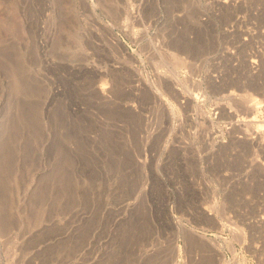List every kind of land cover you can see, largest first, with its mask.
Instances as JSON below:
<instances>
[{
    "label": "rangeland",
    "instance_id": "1",
    "mask_svg": "<svg viewBox=\"0 0 264 264\" xmlns=\"http://www.w3.org/2000/svg\"><path fill=\"white\" fill-rule=\"evenodd\" d=\"M261 141L264 0H0V264H264Z\"/></svg>",
    "mask_w": 264,
    "mask_h": 264
},
{
    "label": "bare ground",
    "instance_id": "2",
    "mask_svg": "<svg viewBox=\"0 0 264 264\" xmlns=\"http://www.w3.org/2000/svg\"><path fill=\"white\" fill-rule=\"evenodd\" d=\"M40 1H41V0H40ZM43 6H44V5H43ZM133 6H134V5H133ZM135 8H136V7H135ZM135 10H136V9H135ZM130 12H131V11H130ZM135 12H136V11H135ZM131 13H132V12H131ZM127 17H128V16H127ZM127 17H126V18H127ZM124 24H125V23H124ZM125 25H126V24H125ZM170 39H171V38H170ZM170 39H169V40H170ZM163 43H164V42H163ZM183 43H184V42H183ZM170 44H171V42H170ZM196 44H198V43H196ZM179 45H180V44H179ZM198 45H199V44H198ZM200 45H201V44H200ZM180 46H181V45H180ZM190 46H191V45H190ZM148 48H149V47H148ZM150 48H151V47H150ZM153 48H154V47H153ZM176 48H177V47H176ZM192 49H193V48H192ZM153 50H154V49H152V51H153ZM192 51H193V50H192ZM155 52H156V50H155ZM253 61H254V60H253ZM252 63H253V62H252ZM116 67H117V66H116ZM112 68H113V67H112ZM112 68H111V69H112ZM117 68H118V67H117ZM121 68H122V67H120V69H119L120 72L123 70V69L121 70ZM92 69H93V72H94L95 74H99V73L101 72V70H99L98 67H92ZM117 71H118V70H117ZM122 73H123V72H122ZM117 74H118V77H117V78H119V73H117ZM159 74H160V73H159ZM161 74H162V73H161ZM163 74H164V73H163ZM157 75H158V74H157ZM166 75H167V73H166ZM169 75H170V74H169ZM163 76H165V75H163ZM163 76H161L162 79H161V77H160V80H162V81H163V78H164ZM171 76H172V75H171ZM171 76H168V78H170ZM120 77H121V74H120ZM165 77H167V76H165ZM175 77H176V76L174 75V78H175ZM115 78H116V76H115ZM117 78H116V79H117ZM157 78H158V77H157ZM172 78H173V77H172ZM113 79H114V78H113ZM164 79H165V78H164ZM157 80H158V79H157ZM165 80H166V79H165ZM165 80H164V81H165ZM170 80H171V79H170ZM175 80H178V78L175 79ZM175 80H173V82H174ZM113 81H114V80H113ZM113 81H112V82H113ZM116 81H118V80H116ZM119 82H120V81H119ZM167 82H168V81H167ZM114 83L116 84V82H113V86H114ZM165 83H166V82H165ZM168 83H169V82H168ZM168 83H167V84H168ZM171 83H172V82H171ZM175 83H177V82H175ZM175 83H174V85H175ZM178 83H179V82H178ZM178 83H177V85H178ZM117 84L119 85V83H117ZM180 84H181V83H180ZM85 85H86V84H85ZM111 85H112V84H111ZM118 85H116V86H118ZM137 85H138V84H137ZM171 85H172V84H171ZM89 86H90V85H89ZM139 86H140V85H139ZM139 86H138V87H139ZM141 86H142V85H141ZM141 86H140V89H141ZM166 86H168V85H166ZM87 87H88V86H87ZM107 87H108V86H107ZM129 87H130V86H129ZM170 87H171V86H170ZM173 87L175 88V86H173ZM181 87H182V85H181ZM183 87H184V86H183ZM108 88H109V87H108ZM110 88H111V86H110ZM112 88H114V87H112ZM117 88H118V87H117ZM117 88H116V89H117ZM142 88H143V87H142ZM165 88H166V87H165ZM171 88H172V87H171ZM185 88L187 89V87H185ZM185 88H184V89H185ZM118 89H119V88H118ZM118 89H117L116 91H119ZM121 89H123V88H121ZM121 89H120V90H121ZM132 89H133V88H132ZM172 89H173V88H172ZM179 89H180V88H178L177 90H179ZM184 89H183V91H182L181 89H180V90H181L182 92H185L186 89H185V90H184ZM109 90H110V89H108L107 91L110 92ZM153 90H154V89H153ZM165 90H167V88H166ZM169 90H171V89L169 88ZM169 90H167V91H169ZM177 90H176V91H177ZM187 90H188V89H187ZM105 91H106V87H104L103 85H100V92H101L102 95L105 94ZM116 91H114V92H116ZM144 91H145V90H144ZM199 91H200V90H199ZM97 92H99V91H97ZM108 92L106 93L107 95L109 94ZM111 92L113 93V90H112ZM141 92H142V91H141ZM157 92H158V91H157ZM187 92H189V91H187ZM201 92H202V91H201ZM203 92H204V91H203ZM203 92H202V94H203ZM90 93H91V92H90ZM136 93H137V92H136ZM139 93H140V92H139ZM142 93H143V95H144V92H142ZM149 93H151V92H149ZM158 93H159V92H158ZM176 93H177V92H176ZM176 93H175V94H176ZM194 93H195V92H194ZM196 93H197V90H196ZM169 94H170V93H169ZM177 94H178V93H177ZM177 94H176V95H177ZM180 94H181V93H180ZM185 94H186V93H185ZM188 94H189V93H188ZM88 95H89V94H88ZM90 95H91V94H90ZM93 95H94V94H93ZM113 95H114V94H113ZM176 95H175V97H176ZM100 96H101V95H100ZM181 96H182V97H186V95H181ZM85 97H86V96H85ZM151 97H152V96H151ZM172 97H173V96H172ZM177 97H178V96H177ZM177 97H176V98H177ZM93 98H94V97H93ZM149 98H150V97H149ZM100 99H101V98H100ZM106 99H107V98H106ZM184 99L186 100V102H189V101H187V100H191V99H188L187 97L184 98ZM103 100H104V99H103ZM158 100H159V99H158ZM164 100H165V99H164ZM178 100H179V99H178ZM178 100H177V101H178ZM185 100H184V103H183V104H185ZM244 100H246V99H244ZM140 101H141V100H140ZM153 101H154V100H153ZM241 101L243 102V100H241ZM195 102H196V101H195ZM195 102H193V103H195ZM167 103H168V102H167ZM190 103H191V102H190ZM196 103H197V102H196ZM237 103H238V105H239V102H237ZM240 103H241V102H240ZM141 104H142V103H141ZM161 104H162V103H161ZM247 104H248V103H247ZM181 105H182V104H181ZM185 105H186V104H185ZM196 105H197V104H196ZM242 105H244V104H242ZM245 105H246V103H245ZM249 105H250V104H249ZM197 106H198V105H197ZM246 106H247V105H246ZM250 106H251V105H250ZM184 107H186V106H184ZM219 107H220V106H219ZM241 107H243V106H241ZM247 107H248V106H247ZM182 108H183V107H182ZM189 108H190V107H189ZM189 108H188V109H189ZM224 108H225V107H224ZM185 109H187V108H185ZM220 109H221V108H220ZM241 109H243V108H241ZM244 109H245V108H244ZM244 109H243V110H244ZM245 110H246V109H245ZM247 110H248V111H252L253 109H252V110H251V109H250V110L247 109ZM191 111H192V109H191ZM221 111H222V110H221ZM228 111H229V110H228ZM230 111H231V110H230ZM230 111H229V112H230ZM223 112H224V111H223ZM244 112H245V111H244ZM218 113H220V111H219ZM226 113H227V112H226ZM246 113H249V112H246ZM250 113H253V111L250 112ZM188 114H189V113H188ZM225 115H226V114H225ZM227 115H228V114H227ZM227 115H226V116H227ZM186 116H187V114H186ZM246 116H247V115H246ZM246 116H244V117H246ZM187 117H188V116H187ZM203 117H204V116H202V118H203ZM227 117H228V116H227ZM230 117H233V116H230ZM197 118H198V116H197ZM237 119H238V118H237ZM244 119H245V118H244ZM187 120H188V119H187ZM190 120H192V119H190ZM196 120H197V119H196ZM196 120H195L194 122H196V124H198V123L200 122V120H199L198 123H197ZM201 120L204 121V118L201 119ZM235 120H236V119H235ZM255 121H256V120H255ZM192 122H193V121H192ZM243 122H244V120H243ZM245 122H246V121H245ZM249 122H250V120H249ZM249 122H248V123H249ZM251 122H252V120H251ZM251 122H250V124H251ZM253 122H254V121H253ZM237 123H239V122L236 121L234 124H237ZM255 123H256V124L258 123V126H259V122H255ZM189 124H194V123H191V122L189 121ZM201 124H206V122H205V123H202V122H201ZM201 124H200V125H201ZM234 124L232 123V125H234ZM242 124H244V123H242ZM246 124H247V123H245V125H246ZM256 124H254V125H256ZM200 125H199V126H200ZM237 125H238V124H237ZM245 125H244V127H245ZM252 125H253V124H252ZM189 126H191V125H189ZM195 126H196V125H195ZM199 126H198V127H199ZM202 126H203V125H202ZM242 126H243V125H242ZM246 126H247V125H246ZM248 126H250V125H248ZM248 126H247V127H248ZM139 127H140V126H139ZM196 127H197V126H196ZM200 127H201V126H200ZM200 127H199V128H200ZM203 127H204V126H203ZM205 127H206V126H205ZM233 127H234V126H233ZM239 127H240V126H239ZM255 127H257V125H256ZM191 128H192V127H191ZM191 128H190V129H191ZM194 128H195V127H194ZM230 128L233 129L232 127H230ZM248 128L251 129V126L248 127ZM253 128H254V126H253ZM197 129H198V128H197ZM202 129H203V128H202ZM238 129H241V128H238ZM242 129H243V128H242ZM242 129H241V131H242ZM246 129H247V128H245V133L249 130V129H248V130L246 131ZM195 130H196V129H195ZM200 130H201V129H200ZM200 130H199V131H200ZM204 130H205V129H204ZM207 130H208V129H207ZM207 130H206V134H208L207 132H209V130H208V131H207ZM235 130L238 131L237 128H236ZM252 130H253V129H252ZM214 131H215V130H214ZM231 131H232V130H231ZM250 131H251V130H250ZM162 132H163V131H162ZM190 132H191V131H190ZM238 132H239V131H238ZM255 132H256V131H255ZM255 132H252V133H255ZM195 133H196V132H194L193 135H195ZM228 133H229V132H228ZM230 133H231V132H230ZM236 133H237V132H236ZM242 133H243V132H242ZM245 133H243V136H244V135L246 136V134H248L249 132H247L246 134H245ZM250 133H251V132H250ZM256 133H257V132H256ZM256 133H255V134H256ZM188 134H189V133H188ZM202 134H204V132L201 133V135H202ZM206 134H205V135H206ZM211 134H212V133H211ZM214 134H215V133H214ZM231 134H232V136H233V135L235 134V132L233 131V133H231ZM231 134H230V136H229V135H227V136H228V137H231ZM197 135H198V134H197ZM199 135H200V134H199ZM199 135H198V136H199ZM205 135H204V136H205ZM217 136H218V135H217ZM249 136H250V135H249ZM260 136H261V135H260ZM195 137H196V136H195ZM200 137H201V136H200ZM207 137H208V136H207ZM207 137H205V138H207ZM235 137H236V136H235ZM240 137H241V136H240ZM247 137H248V136H247ZM257 137H258V136H257ZM257 137H256V138H257ZM156 138H157V137H156ZM210 138L213 139L212 136H211ZM215 138H216V137H215ZM236 138H237V137H236ZM250 138H254V137H250ZM202 139H203V138H202ZM225 139H226V138H225ZM233 139H234V137H233ZM238 139H239V138H238ZM238 139H237V140H238ZM243 139H244V138H243ZM257 139H258V138H257ZM199 140H200V139H199ZM226 140H227V139H226ZM231 140H232V139H231ZM234 140H235V139H234ZM234 140H232V141H234ZM247 140H249V137H248ZM250 140H251V139H250ZM252 140H253V139H252ZM258 140H259V139H258ZM195 141H196V140H195ZM195 141H194V142H195ZM201 141H202V140H201ZM208 141H209V140H208ZM211 141H212V140H210L209 142H211ZM227 141H228V140H227ZM242 141H243V140H242ZM244 141H246V140H244ZM255 141H256V140H255ZM255 141H254V142H255ZM191 142H192V141H191ZM234 142H235V141H234ZM234 142H233V143H234ZM239 142H241V141H239ZM262 142H263V141H261V143H262ZM201 143H202V142H201ZM227 143L229 144V142H227ZM227 143H226V145H227ZM235 143H236V142H235ZM237 143H238V142H237ZM244 143H246V142H244ZM256 143H257V142H256ZM203 144H204V142H203ZM207 144H208V143H207ZM219 144H220V143H219ZM222 144H223V142H222ZM248 144H251V143L249 142ZM258 144H259V142H258ZM262 144H264V142H263ZM183 145H184V144H183ZM201 145H202V144H201ZM216 145H217V144H216ZM236 145H238V144H236ZM246 145H247V143H246ZM259 145H260V144H259ZM188 146H189V145H188ZM204 146H205V145H204ZM221 146H222V145H221ZM228 146L231 147L230 144H229ZM232 146H233V145H232ZM234 146H235V144H234ZM238 146H239V145H238ZM250 146H251V145H250ZM256 146H257V145H256ZM260 146H261V145H260ZM219 147H220V145H218V148H219ZM226 147H227V146H226ZM241 147H242V146H241ZM190 148H191V147H190ZM194 148H195V147H194ZM221 148H222V147H221ZM231 148H232V147H231ZM182 149H183V147H182ZM191 149H192V148H191ZM203 149H204V148H203ZM207 149H208V148H207ZM246 149H248V148H246ZM184 150H185V148H184ZM220 150H221V149H220ZM220 150H219V151H220ZM223 150H225V149H224V146H223ZM228 150H229V147H228ZM239 150H240V149H239ZM243 150H244V149H243ZM248 150H249V149H248ZM263 150H264V148H263ZM186 151H187V150H186ZM211 151H212V150L210 149V152H211ZM219 151H216V152H219ZM178 152H179V151H178ZM192 152H193V151H192ZM207 152H208V150H207ZM225 152H227V151H225ZM243 152H244V151H243ZM245 152H246V151H245ZM181 153H182V152H181ZM183 153H184V152H183ZM185 153H186V152H185ZM185 153H184V155H185ZM205 153H206V150H205ZM219 153H220V152H219ZM209 154H211V153H209ZM223 154H224V152H223ZM225 154H226V153H225ZM181 155H182V154H181ZM186 155H187V154H186ZM191 155H192V154H191ZM193 155H194V154H193ZM218 155H219V154H218ZM236 155H237V154H236ZM182 156H183V155H182ZM204 156H206V155H204ZM213 156H214V154H213ZM219 156H220V155H219ZM219 156H218V157H219ZM223 156H224V155H223ZM225 156H226V155H225ZM228 156H230V155H228ZM187 157H188V156H187ZM190 157H192V156H190ZM193 157H194V156H193ZM215 157H216V156H215ZM226 157H227V156H226ZM165 158H166V157H165ZM209 158H210V157H209ZM220 158H221V157H220ZM220 158H219V159H220ZM234 158H235V157H234ZM185 159H186V158H185ZM185 159H184V160H185ZM199 159H200V158H199ZM217 159H218V158H217ZM224 159H225V158H224ZM178 160H179V159H178ZM193 160H196V159H193ZM220 160H221V159H220ZM242 160H243V158H242ZM134 161H135V160H134ZM141 161H142V160H141ZM181 161H182V158H181ZM185 161H186V160H185ZM171 162H172V161H171ZM182 162H183V161H182ZM222 162H223V161H222ZM224 162L226 163L225 160H224ZM228 162H229V161H228ZM237 162H238V161H237ZM243 162H247V161H244V160H243ZM143 163H144V162H143ZM183 163H184V162H183ZM241 163H242V161H240L239 164L241 165ZM248 163H249V161H248ZM251 163H252V162H251ZM258 163H261V162H258ZM135 164H136V162H135ZM144 164H145V163H144ZM223 164H224V163H223ZM228 164H230V163H228ZM255 164L258 165L256 162H255ZM261 164H262V163H261ZM261 164H259V165L261 166ZM185 165H186V164H185ZM237 165H238V164H237ZM249 165H250V164H249ZM262 165H263V164H262ZM183 166H184V164H183ZM220 166H222V165L220 164ZM238 166H239V165H238ZM244 166H245V165H244ZM251 166H252V164H251ZM254 166H255V165H254V163H253V166H252V167L254 168ZM185 167H187V166H185ZM215 167H216V166H215ZM215 167H214V168H215ZM222 167H224V166H222ZM240 167H241V166H240ZM242 167H243V166H242ZM255 167H256V166H255ZM261 167H262V166H261ZM261 167H260V168H261ZM218 168H219V167H218ZM258 168H259V167H258ZM158 169H159V168H158ZM186 169H187V168H186ZM256 169H257V168H256ZM262 169H263V167H262ZM257 170H258V169H257ZM253 171H254V170H253ZM258 171H259V170H258ZM263 171H264V170H263ZM183 172H184V171H183ZM185 173H186V172H185ZM256 173H257V172H256ZM260 173H261V172H260ZM262 173H264V172H262ZM154 174H155V173H154ZM155 175H156V174H155ZM182 175H183V174H182ZM190 180H191V179H190ZM202 209H204V208H202ZM71 210H72V209H71ZM68 211H69V210H68ZM71 212H72V211H71ZM71 214H72V213H71ZM80 214H81V213H80ZM78 215H79V214H78ZM64 216H65V215H64ZM70 216H72V215H70ZM261 217H262V216H261ZM59 218H60V217H59ZM80 218H81V216H80ZM82 218H83V217H82ZM263 218H264V217H263ZM55 219H56V218H55ZM65 219H66V218H65ZM65 219H64V221H65ZM67 219H68V218H67ZM51 220H52V219H51ZM263 220H264V219H263ZM68 221H69V220H68ZM258 222H260V221H258ZM56 223H57V222H56ZM64 223H65V222H64ZM71 224H72V223H71ZM69 226H71V225H69ZM69 226H68V227H69ZM68 230H69V229H68ZM61 231H62V230H61ZM66 233H67V231H66ZM97 233H98V232H97ZM59 236H60V235H59ZM59 236H58V237H59ZM88 238H89V237H88ZM106 238H107V237H106ZM106 238H105V240H106ZM84 239H86V238H84ZM87 241H88V240H87ZM82 242H83V241H82ZM85 243H86V242H85ZM90 243H91V242H90ZM78 247H79V246H78ZM78 247H77V248H78ZM80 247H81V246H80ZM86 248H87V247H86ZM260 248H261V247H260ZM103 249H104V248H103ZM75 250H76V249H75ZM75 250H74V251H75ZM98 250H99V249H98ZM81 251H82V250H81ZM81 251H80V252H81ZM146 251H147V250H146ZM258 251H259V250H258ZM75 252H76V251H75ZM261 252H262V251H261ZM73 253H74V252H73ZM146 253H147V252H146ZM81 255H82V254H81ZM101 255H102V254H101ZM97 257H98V256H97ZM80 258H81V257H80ZM89 258H90V257H89ZM82 259H83V258H82ZM64 260H65V258H64ZM67 260H68V259H67ZM84 261H85V260H84ZM60 263H61V262H60ZM66 263H67V264H71V263H68L67 261H66ZM82 263H83V261H82ZM82 263H80V264H82ZM87 263H88V262H87ZM61 264H62V263H61ZM74 264H75V263H74ZM78 264H79V263H78Z\"/></svg>",
    "mask_w": 264,
    "mask_h": 264
}]
</instances>
